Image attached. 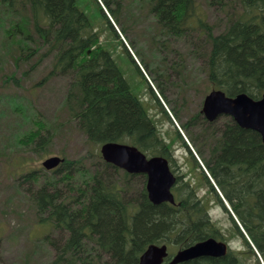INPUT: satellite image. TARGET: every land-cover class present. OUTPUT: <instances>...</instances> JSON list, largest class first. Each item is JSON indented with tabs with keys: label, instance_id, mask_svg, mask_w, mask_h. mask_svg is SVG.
I'll return each mask as SVG.
<instances>
[{
	"label": "trees",
	"instance_id": "16d2710c",
	"mask_svg": "<svg viewBox=\"0 0 264 264\" xmlns=\"http://www.w3.org/2000/svg\"><path fill=\"white\" fill-rule=\"evenodd\" d=\"M158 1L183 19L190 11L193 30L200 29L199 37L206 32L209 82L214 87L231 96H262L264 0H207L227 17L217 33L196 0ZM111 12L118 20L119 13ZM0 32V48L15 56L16 66H29L24 76L49 58L46 76L35 85L57 76L69 78L63 99L69 121L92 146L80 157H65L51 171L30 169L18 175L17 186L26 187L40 224L49 227L44 239L55 250L50 264H139L150 244L183 248L217 236V226L193 186L173 187L175 204H155L148 198L146 175L131 174L102 158L99 147L108 141L128 142L144 152L148 140L150 145L158 143L145 111L78 0H0ZM193 51L198 52L195 47ZM9 81L21 84L17 76L7 77ZM24 101L15 94L6 98V109H0V142L13 138L17 148L34 146L43 153L52 143L55 125ZM225 136L224 155L214 152L206 164H211L210 176L228 202L248 204L235 208L243 222L250 219L251 237L264 255V142L258 132L241 127L229 126ZM231 169L239 172L231 175ZM248 206L255 211L251 216ZM22 262L26 259L15 264ZM180 264L238 263L198 257Z\"/></svg>",
	"mask_w": 264,
	"mask_h": 264
},
{
	"label": "flooded vegetation",
	"instance_id": "af4514ba",
	"mask_svg": "<svg viewBox=\"0 0 264 264\" xmlns=\"http://www.w3.org/2000/svg\"><path fill=\"white\" fill-rule=\"evenodd\" d=\"M104 1L110 12H116L113 6L115 3L119 4L116 8L119 10L117 12L119 19L116 21L122 24V31L125 27L126 30L123 32L135 48V56L131 53L130 55L136 62L139 74L147 82L146 92L142 95L135 94L127 74L118 66L111 51L104 46L103 49L108 52L112 64L116 65L121 79L126 81L129 92L137 99L150 120L152 135H156L158 144L153 142L150 145L152 142L148 140L147 158H165L170 170L177 178L174 187L181 183L192 187L193 183L188 181L187 176L201 173L205 177V172L211 173L209 166L211 164H206V161L213 157L214 152H217V156L224 155L225 143L228 141L225 130L229 126L240 127V125L231 115L221 113L209 117L204 110L207 96L217 88L214 87V84L209 83L206 55H203V52L198 55L197 52L193 51L192 46H188V43L192 42L193 20L191 13L188 11L184 19L177 17L170 10L164 9L166 4H160L158 0H130L135 3L138 14L130 12V6L133 7V4L127 2L128 0H110L109 4L106 2L108 0ZM124 1L126 2L123 4ZM147 20H152L153 25L141 27ZM135 25L142 28L141 34L135 33L133 28ZM143 35L147 38L139 39L145 47L141 46L137 40ZM146 39H149L150 42ZM181 39L185 44L182 45L183 50L173 46ZM148 42L150 47L156 50L155 55L149 54ZM95 48L97 45L92 49ZM200 96L201 100L199 99ZM144 99L149 100V102L146 103ZM192 103L196 104L198 108H192ZM165 105L169 107L166 108ZM249 130L255 132L254 129ZM145 140L147 139L144 138V142ZM177 141L181 145L179 147L182 151L180 155L178 154V146H176ZM237 172H239L237 169H231V175ZM209 188L213 189L212 185ZM218 201L227 214L229 225L238 232L236 236L239 237V242L244 248L242 250L240 248L235 249L232 246V238L228 236V231L218 226L216 238L227 244L228 251L217 258H226V260L236 261L238 264H245L243 259L246 258L249 264H252L253 258L254 260L257 259V264H261L254 249L256 245L250 234L253 225L250 223V219L243 222L235 208L236 206L242 208L248 204L244 203L239 206L238 202H229L240 226L243 228L242 231L227 206L219 199ZM252 204L256 205V202ZM245 210L250 216L255 212L250 206L246 207ZM207 213L210 217L208 209ZM259 252L264 263V255L261 251Z\"/></svg>",
	"mask_w": 264,
	"mask_h": 264
},
{
	"label": "rangeland",
	"instance_id": "374dc122",
	"mask_svg": "<svg viewBox=\"0 0 264 264\" xmlns=\"http://www.w3.org/2000/svg\"><path fill=\"white\" fill-rule=\"evenodd\" d=\"M196 1L200 9L203 10L207 22L214 24L215 32L221 31L227 20L224 12L211 7L207 0ZM127 2L133 4V7L128 5L130 6V12L138 14L135 3L130 0ZM78 3L88 14L91 23L99 32L101 44L111 51L118 66L127 74L135 94H144L147 82L139 74L136 62L130 55L131 53L135 56V48L123 32L126 29L121 30L122 24L116 21L109 8L106 7L104 0H78ZM118 5L115 3L113 6L116 12L119 11L116 9ZM146 25H153L152 20H147L141 27ZM6 26H9L8 23ZM141 27L133 26L135 33L141 34ZM200 33L199 28L192 31V42L188 43V46L195 47L198 50V55L203 52V55L207 57L206 32L199 37ZM2 37L3 35L0 32V40ZM139 38H147V36L138 37L137 40L140 43ZM146 41H149V39H146ZM149 42L147 45L149 54L155 55L156 50L150 47ZM140 45L145 47L141 43ZM182 45H185L183 39L173 44L174 47L180 50H183ZM0 50L3 55L0 54V109H6L5 101L10 94L24 96L26 99L24 102L27 104L32 102L35 105V108L32 109L40 111L44 117L51 119L55 125L52 143L43 153L36 152L34 146L31 147V150L23 147L17 148L13 138L10 139L9 143L0 142V264H15L25 259V264H50L54 259L55 250L48 240L44 239L49 227L46 228V226L40 224L36 206L31 201L26 187L23 189L17 186L18 175L30 169L51 171L44 168L42 164L47 157L59 155L69 159L76 158L83 155L92 146L86 141L85 136L69 121V115L63 103L69 85V78L57 76L44 80L45 83L41 85H35L41 78L46 76L50 68L49 58L44 59L33 73L24 76L25 70L29 66L24 62L16 66L15 56L6 53L2 48ZM138 50L141 52L139 47ZM12 75L21 78L20 85H16L12 81L6 82L7 77ZM199 99L201 100V96ZM144 101L149 102L146 99ZM165 106H167L166 108L169 107L168 105ZM191 106L192 108H198L194 103ZM175 124L178 126L177 123ZM6 136L9 139L10 136ZM176 146H178V154L180 155L182 151L179 149L181 146L179 141H177ZM187 178L188 181H192L198 195L204 200L212 219L218 226L228 231V236L232 238V246L235 249L240 248L242 250L244 247L239 242V237L236 236L238 232L229 225L225 210L221 208L215 193L209 191L204 176L200 173L199 175L192 174ZM177 249L173 244L170 245L171 252H175ZM243 261L245 264H249L247 258ZM253 263L257 264V259L252 258ZM22 264L24 263L22 262Z\"/></svg>",
	"mask_w": 264,
	"mask_h": 264
},
{
	"label": "water",
	"instance_id": "95a60500",
	"mask_svg": "<svg viewBox=\"0 0 264 264\" xmlns=\"http://www.w3.org/2000/svg\"><path fill=\"white\" fill-rule=\"evenodd\" d=\"M204 110L209 117L221 113L233 116L241 127L259 132L264 141V93L260 99H254L246 93L229 96L222 90H213L205 100ZM100 151L107 162L130 173H145L148 197L153 203L175 202L171 188L176 177L165 158H147L137 146L116 141L103 143ZM63 160L58 155L50 156L43 161V166L52 169ZM225 253L226 244L209 238L179 250L167 264H178L203 256L218 257ZM167 256L166 243L150 244L140 256L139 264H163Z\"/></svg>",
	"mask_w": 264,
	"mask_h": 264
},
{
	"label": "bare ground",
	"instance_id": "6f19581e",
	"mask_svg": "<svg viewBox=\"0 0 264 264\" xmlns=\"http://www.w3.org/2000/svg\"><path fill=\"white\" fill-rule=\"evenodd\" d=\"M238 94H240V93H238ZM237 95V94H236ZM236 95H234V96H236ZM169 218V217H168Z\"/></svg>",
	"mask_w": 264,
	"mask_h": 264
}]
</instances>
